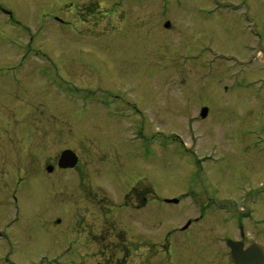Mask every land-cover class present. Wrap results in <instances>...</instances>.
I'll list each match as a JSON object with an SVG mask.
<instances>
[{"label":"rangeland","instance_id":"374dc122","mask_svg":"<svg viewBox=\"0 0 264 264\" xmlns=\"http://www.w3.org/2000/svg\"><path fill=\"white\" fill-rule=\"evenodd\" d=\"M113 1L0 0L20 21L22 38L0 17V64L33 46V37L47 54L33 77L37 87L20 92L21 100L8 99V79L0 78V197L7 208L10 194L28 195L29 186L18 187L25 175L39 189L38 198H22L28 211L10 204L0 212V264H208L225 253L219 237L233 228L207 208L242 207L241 198L264 189V7L244 20L236 3L218 13L174 6L161 16L154 0L141 8ZM46 14H68L71 23L62 27ZM67 49L83 63L78 81L63 70ZM30 68L23 78L35 73ZM10 128L13 135L2 132ZM67 148L79 164L49 174L46 166ZM50 182L54 195L45 193ZM135 186L148 199L141 214L125 206ZM45 196L54 198L51 208H42ZM159 198L183 201L163 207ZM259 205L261 217L264 199ZM197 216L202 241L167 242L170 230ZM255 227L251 239L264 242V222ZM77 237L86 244L83 259L70 253Z\"/></svg>","mask_w":264,"mask_h":264},{"label":"flooded vegetation","instance_id":"af4514ba","mask_svg":"<svg viewBox=\"0 0 264 264\" xmlns=\"http://www.w3.org/2000/svg\"><path fill=\"white\" fill-rule=\"evenodd\" d=\"M154 1H157L160 4L161 16H167V14L171 11V8L174 6L182 7L184 5H187L190 7H193V6L198 7V5L201 4V6L205 5L206 7H208L209 10H211V12L213 11L215 13H218L216 11L217 8L222 9V8H226L229 6H234V4L236 3L237 7L239 9L243 8L246 10V11H242L240 14L241 16L244 17V20H246V19L255 18L254 16H259L256 14L257 13L256 7H264V0H233V2H229L227 0H154ZM224 1L227 3H224ZM132 2H134L135 6L141 8L145 4H147L148 2H152V0H116L115 2L113 1V4L115 6L122 7L125 5L129 6ZM194 2H199V3H194ZM73 6L74 5H72L71 7H73ZM250 8H253V12L249 11ZM0 10L2 12L0 14V17H2L3 25L8 26L10 31L14 33V39H22V38H19L16 36L17 31L15 29L20 23L18 18H16L17 16H15L14 13L9 14L11 9L8 8L7 6H4L2 3H0ZM223 11H224V9H223ZM250 12H252V14H250ZM44 17L45 18L49 17L51 20L53 19L55 21H58L62 25V27H66L67 25H69L71 23V20L68 18L69 17L68 14H64V16L59 15V17L57 15L46 14V15H44ZM166 22H169L170 25L166 26ZM166 22L164 24L165 28L170 29L171 21L167 20ZM4 39L8 40L9 38H4ZM44 42H45V40H44ZM31 43L33 44V46L37 45L36 37H33L31 39ZM33 46H30L29 48H25V49L21 48L20 50H18L10 61L12 63L9 62L10 64H8V63L7 64H0L1 67L5 68L7 71H9V74H11L13 76V78H11L12 77L11 75H8L5 77L6 79H8V84H9L8 87L10 90V91L8 90L9 94L6 96L8 97V99H10V101L21 100L20 99V97H21L20 92H30L31 84H33V82L35 84V85H33V87L34 88L37 87L36 86L37 83L35 80H33V77L35 76V74H37L38 71L44 70V68H41L39 61H40L41 57H43V58H45V60H47V54L44 52V50L43 51L38 50ZM44 49H45V46H44ZM206 49H208V47H206ZM65 52L66 53L63 52V54H64V57L67 58L68 63H66L67 64L66 70L65 69H63V70H64L66 76L70 77L73 80L78 81L77 78L79 76H81V71L83 70V68L81 67L83 63L82 62H76L75 61L76 58L74 56V53H69V49H67V51H65ZM37 56H40V58L38 59ZM36 60H38V63H36L37 62ZM30 66H31V68H30L31 70L34 68L35 73L33 75H31V78H27V77L23 78L24 72H26ZM46 70H50V69L46 68ZM5 78L2 77V79H5ZM59 79L66 82L61 77ZM66 83H68V82H66ZM36 91H37V89H36ZM36 91H34L32 89V92H36ZM110 94L113 96H116V93H110ZM120 104L125 105L126 102L121 101ZM12 130H14V129L10 128V130H6V131L2 130V132L4 134L8 133L9 135H13L14 132ZM3 138H4V136H2L0 138V142L3 140ZM10 143H13V142H9V144ZM9 152H10V149H9ZM11 152H13L12 149H11ZM59 158H60V155L58 156V158L56 160V164H48L46 166V168L49 165L53 166V169L48 172L49 174L54 173L56 167L58 168V170H70V169H62L59 167V165H58ZM29 177H30V179H29ZM79 178L81 179V175ZM80 179L78 180V183H77L78 188H82V184H83V182ZM36 181L37 180L35 179V177H32L30 175H25V177L19 178L18 187H21V189L22 188L24 189V187L26 186L25 188L28 189V186H29L30 187L29 190H31V192L28 195H24L22 198H26L29 196L32 199L33 196L35 195V193L37 194V198H38L39 189H37L38 183ZM45 183L46 182L43 181V188H46ZM11 184H9V185H11ZM65 184H66V182L63 183V185H65ZM54 187L55 186L53 185V182H50L48 185V189H50V191H48V192L45 191V193L54 195L55 192L52 191V190H54L53 189ZM136 188H137V186H135V188L130 189V192H131L130 198L129 197L126 198L127 202L125 203V206L130 208V213H132V210L135 209V210H139L140 214H141V213H143L142 210L145 209L146 207H148V199L146 196L143 197V194L145 193L144 191H142V190H141L142 192L134 191ZM133 193L135 195V198H134L135 201L131 197L133 195ZM75 194L77 195V199H80V200L85 199V196H84L85 193L83 190L78 189V191ZM254 195H256V196H245L244 198H241L240 202L242 204V207L239 206V202L237 201V202L233 203L232 207H225V208L210 207V208H207V210L212 211L210 218H212L214 215H220V214L224 215L225 217L227 216L226 220L228 222L232 221L230 227L233 228V230H230V231H229V229H227V231L225 233H223L222 235H220V237H219V241L224 243L223 247L225 248V253L223 255L218 256V258H216V260H214V262L212 260H209L208 264H236L232 260V256H231L232 255L231 254L232 248L228 245L232 241L242 243L244 250L246 248H248L249 246L255 244V243H261L264 245V242H261L259 240H252L251 239V233L249 232V229L250 228L252 229V227L254 225L257 226V227H255V229H257L262 224V222H264V215H262L261 217H258L256 215V213L258 212L259 207H258V209H256V207H255V205H259L262 202V199H264V198H262V196L264 195V189H262V190L258 189ZM9 196H10V198H8V200H7V208L10 207V204H11L12 210H17L19 212V210L21 208V211H23V212L28 211L26 209V207H27L26 204H25V206L22 204V198L18 199V196H14L12 199L11 194ZM45 198H46V200L44 201ZM53 199L54 198L51 196L42 197V199L40 200V201H42V205H41V203H40V205L43 206L42 208H45L48 204H50L48 206H50V208H51V206H52L51 202L53 201ZM5 200H6L5 197L4 198L2 196L0 197V212H2L3 214H4V212L9 213V211H7L8 209L6 207H4V205H3ZM19 200H21V203L19 202ZM68 201L69 200H67V203H68ZM182 201H183V199L180 198V200L178 201V204H181ZM25 203H26V201H25ZM246 203L247 204H253L254 205L253 209L252 208H250V209L244 208V204H246ZM241 208H244V209L242 210ZM46 210H49V209H46ZM42 211H44V210H42ZM145 215H144V217H145ZM107 217H109V215L108 216L106 215L104 217V219H107ZM140 217L143 218L141 215H140ZM9 218L10 217L8 216V222H9ZM123 219H125V221H127L128 224L133 222L131 216L128 218L124 217ZM140 221H142L141 223L144 226H146V224H145L146 221H144L143 219H140ZM199 221H200V218L198 216L196 218L191 217V218L187 219L185 223H183L179 226H176L175 228L170 230L168 232V235L165 237V239L168 242L171 240V238H170L171 236H175V237L177 236V238H178L177 241L183 242V243H185V245L196 244V242H198V240L202 241V237H204L203 234H201L202 230H199V232H198V230L196 229L197 225L200 223ZM8 222H7V224H8ZM197 222H199V223H197ZM227 225H228V223H227ZM144 235H145V233H144ZM139 237H140V239H137L136 243H138L139 246L141 247V244H142L141 237H143L145 240L147 237L145 238L141 231L139 232ZM204 242H207V241H204ZM69 247L71 250V252H70L71 255L75 254L81 259H83L87 254V253L83 252V251H85L84 248L86 247V244L84 242V239H82V238L77 237L76 243L69 244ZM169 247H172V245H169ZM127 251H130V250H127ZM168 252H170V249ZM241 259H242V264H260L258 262V259H256L254 262H252L254 259L251 257L247 258V256H242ZM201 262L202 261L199 260L196 262V264H201ZM160 264H162V263H160ZM190 264H192V263H190Z\"/></svg>","mask_w":264,"mask_h":264},{"label":"water","instance_id":"95a60500","mask_svg":"<svg viewBox=\"0 0 264 264\" xmlns=\"http://www.w3.org/2000/svg\"><path fill=\"white\" fill-rule=\"evenodd\" d=\"M166 25L169 26L170 24L167 23ZM207 114H208V108L205 107L202 109L201 115L202 117H206ZM77 162H78V158L76 154L72 150H65L61 155L59 164L62 167H74L77 164ZM48 170L51 171L52 167H48ZM242 255L253 256L255 260L258 259L260 261V264H264V249L258 244L249 247L246 251H243L242 246L234 245L233 256H235L234 260L236 263H238L237 257Z\"/></svg>","mask_w":264,"mask_h":264}]
</instances>
